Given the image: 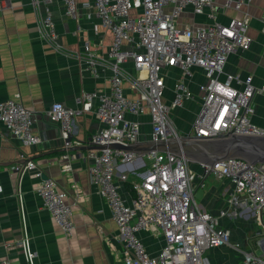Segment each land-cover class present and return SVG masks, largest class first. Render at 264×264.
<instances>
[{"label": "built area", "instance_id": "obj_1", "mask_svg": "<svg viewBox=\"0 0 264 264\" xmlns=\"http://www.w3.org/2000/svg\"><path fill=\"white\" fill-rule=\"evenodd\" d=\"M80 0H35L43 6L40 32L52 49L60 51L53 3L63 5L64 13L74 18ZM85 7L95 8L101 24L112 33L104 65L111 70L110 87L85 91L79 98L81 109L55 102L46 112L60 129L64 145H82L76 135L75 120L97 104L96 116L101 127L92 134L94 145L146 143L141 139L143 122L138 116L150 115L148 142L170 140H216L233 135L264 137V127L253 120V100L264 94V82L256 85L254 76L226 72L229 56L251 48L248 34L251 16L243 7L252 0H228L227 7L243 11L242 18L221 22L216 0H82ZM195 14L207 12L210 23L179 26L186 8ZM42 10V8H40ZM84 71L99 76L100 60L89 42L84 45ZM177 70L172 75V71ZM197 71L206 81L199 92L191 88ZM175 78L172 96H168V77ZM201 92V94H200ZM196 102L198 109L186 127L174 118L187 103ZM0 122L9 133L25 145L41 142L34 131L36 116L25 106L21 94L0 102ZM185 123V122H184ZM63 165L72 172L75 154L67 152ZM14 166L21 177L32 174L40 180L37 193L42 203L66 238L75 229L73 204L68 193L53 178H43V171L31 159ZM87 158L91 183L106 199L117 224L123 249L120 260L126 264H206L205 253L211 248L230 246L242 254L241 264H264L263 254L246 249L232 241V232L222 225L228 209L219 213L202 207L195 195L210 177L229 179L232 189L228 205L240 206V214L254 211L259 225V244L264 249V164H252L241 157H232L209 164L194 161L184 153L171 151L135 152L126 149H90ZM1 161V154H0ZM132 189L125 187L130 175ZM76 202L82 198L74 182ZM24 212V194H18ZM75 204V202H74ZM147 231L162 238L159 252L152 253L141 237ZM29 264H35L36 250L28 227L24 224L19 242ZM0 264H11L9 259Z\"/></svg>", "mask_w": 264, "mask_h": 264}, {"label": "crops", "instance_id": "obj_2", "mask_svg": "<svg viewBox=\"0 0 264 264\" xmlns=\"http://www.w3.org/2000/svg\"><path fill=\"white\" fill-rule=\"evenodd\" d=\"M227 3L228 0H216L219 20L227 22L230 18H242L247 11L251 16L248 34L254 41L249 50L232 53L225 70L243 77L253 75L255 84L261 85L264 82V0H252L243 7L244 12L233 8V4L227 7ZM51 6L60 51L52 49L42 38L40 14L43 6H38L35 0H0V102L15 98L20 93L25 106L36 116L34 131L41 138L36 145H25L0 122V260L9 259L11 264H29L19 245L26 224L37 253L35 264H122L123 244L118 236L117 224L106 199L90 181L89 150L68 151L60 127L46 115L55 102L81 109L79 98L83 92L110 87L112 73L102 62H105L103 58L113 36L101 24L97 10L85 7L82 0L74 18L65 15L59 2ZM210 21L207 12L195 14L193 8L188 7L178 23L183 27L205 25ZM85 42L90 43L101 62L99 76L84 71ZM175 72L177 70H173L172 75ZM174 81L175 78L168 77L169 97L172 96ZM205 81L203 72L197 71L190 84L192 90L199 92V84ZM253 106L254 122L264 127V94L255 95ZM197 109L196 102H189L185 109L177 113L183 115L186 112L185 117L192 120ZM96 111L97 104L75 120L77 133L74 138L82 145L90 144L92 134L101 127ZM138 119L143 122L141 139L148 142L150 115L138 116ZM67 152L75 154L70 173L63 170L66 162L63 156ZM22 155L34 160L43 171V176L55 179L60 189L68 193L67 201L73 204L75 222L71 238H66L43 206L37 193L40 180L32 174L21 177L14 169L15 165L25 162ZM74 182L82 193L78 203L75 201ZM232 187L229 179L212 177L208 187L205 185L197 191L199 202L213 213L228 209L221 223L231 230L232 241L263 254L255 211L253 218L251 210L248 215L240 214V206L228 205ZM20 191L24 194L23 213L18 198ZM141 237L152 253L159 252L162 238H155L147 231H143ZM241 259L242 254L230 246L211 248L205 253L206 264H241Z\"/></svg>", "mask_w": 264, "mask_h": 264}, {"label": "water", "instance_id": "obj_3", "mask_svg": "<svg viewBox=\"0 0 264 264\" xmlns=\"http://www.w3.org/2000/svg\"><path fill=\"white\" fill-rule=\"evenodd\" d=\"M126 149L135 152L149 151H171L175 153H184L187 157L194 161H201L209 164H215L218 161L241 157L248 160L252 164H264V137L233 135L228 138L216 140H170L168 142H146L123 146L121 144L110 145H79L67 148L68 151H81L90 149L104 148ZM44 179L48 176H43ZM199 201L198 193L195 195ZM126 264V263H122Z\"/></svg>", "mask_w": 264, "mask_h": 264}, {"label": "rangeland", "instance_id": "obj_4", "mask_svg": "<svg viewBox=\"0 0 264 264\" xmlns=\"http://www.w3.org/2000/svg\"><path fill=\"white\" fill-rule=\"evenodd\" d=\"M197 107H198V105H197ZM180 111V110H179ZM186 112H184V114L183 115H179V114H174V118L176 119V121L177 122H180V126H182V127H186L189 123H190V121L191 120H189V119H187L186 117ZM185 122V123H184ZM130 178L131 179H136V178H138L137 176H134V175H130ZM212 179V177H210L207 181H206V186L208 187V185L210 184V180Z\"/></svg>", "mask_w": 264, "mask_h": 264}, {"label": "trees", "instance_id": "obj_5", "mask_svg": "<svg viewBox=\"0 0 264 264\" xmlns=\"http://www.w3.org/2000/svg\"><path fill=\"white\" fill-rule=\"evenodd\" d=\"M132 179L128 180L127 182H125V187L128 189V190H131L132 189Z\"/></svg>", "mask_w": 264, "mask_h": 264}]
</instances>
